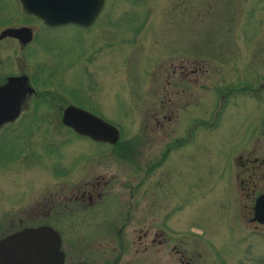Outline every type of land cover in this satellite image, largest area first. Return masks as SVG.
Instances as JSON below:
<instances>
[{"label":"rangeland","instance_id":"rangeland-1","mask_svg":"<svg viewBox=\"0 0 264 264\" xmlns=\"http://www.w3.org/2000/svg\"><path fill=\"white\" fill-rule=\"evenodd\" d=\"M257 2L105 0L92 28L65 25L49 30L29 16L20 24L23 15L16 0H0V31L6 24L19 23L36 34L23 54L16 43L0 44V84L8 74L23 72L46 98L27 100L28 107L37 103L36 110H25L22 120L0 128V239L19 224L21 228L32 224L19 220L29 219L26 214L36 202L55 189L58 182L52 175L59 165L82 172L93 165L90 159L109 151L61 125L66 107L76 106L102 118L122 136L144 130L149 134L147 112L158 108L165 95L162 87L169 81L167 90L178 103L174 113L178 118L167 123V132L183 135L194 116L200 119L195 145L173 156L186 157L196 150V163L186 161L190 168L185 170L186 179L193 181L196 165L202 180L203 196L186 207V236L191 244L197 239L203 248L199 254H187V261L264 264V240L240 236L243 230L236 215L244 202L240 186L234 180L229 185L226 174L227 155L235 159L260 146L264 152V85L252 90L255 78L264 76L260 24L264 0ZM84 66H89V74ZM182 66L184 75L179 74ZM230 82H246L251 89L226 96ZM180 89L184 96L171 93ZM49 102L56 104L54 111ZM44 114L48 120H43ZM232 164L234 175L237 168ZM169 173L173 187L169 197L176 204L173 200L186 181L177 171Z\"/></svg>","mask_w":264,"mask_h":264},{"label":"flooded vegetation","instance_id":"flooded-vegetation-1","mask_svg":"<svg viewBox=\"0 0 264 264\" xmlns=\"http://www.w3.org/2000/svg\"><path fill=\"white\" fill-rule=\"evenodd\" d=\"M16 2L23 15L20 24H25V17L29 16L44 25L38 18L25 14L19 1ZM257 3L261 4L262 0H258ZM101 13L92 25L81 28H92ZM19 23L6 24L0 33L10 28L26 27ZM260 24L264 26L263 21ZM44 27L57 30L62 26ZM31 31L32 42L36 39V34L34 30ZM6 40L18 44L22 54L23 49L30 44L23 45L12 37L1 39L0 44ZM88 67L84 66L87 73ZM181 69L179 74L184 75L185 67L182 66ZM176 72L173 70V77ZM194 72H197V68ZM19 76L25 74L23 72L8 74L0 86L5 84L9 77ZM255 79L256 88L252 90L260 89L264 85V76L263 78L257 76ZM166 83L167 87H162L165 95L158 108L147 112V128H151L149 134L144 130L143 134L120 135L114 144L80 136L105 145L109 151L99 153L90 159L93 165L82 172H73L70 167L59 165L52 175L53 181L58 182L55 189L36 202L33 209L26 214L29 219L25 217L24 220H19L21 224L23 221L32 224L23 228L19 224L18 229L12 234L28 228H51L60 239L59 251L63 258L58 264H189L186 255L199 254L203 248L197 239L191 244L186 236V207L191 205V201L200 200L203 196L201 177L198 179L199 168L196 165L192 168V174L195 176L193 181L187 182L185 173V170L190 169L185 166L186 161L191 164L193 160L195 164L198 152L196 153V150L189 152L186 157L183 153L177 157L173 156L185 146L195 145L198 140L196 132L200 119L194 116L191 125L183 129V135H170L167 132V123L178 118L174 115L178 103L170 97L167 90L170 82ZM29 85L35 92L25 96L21 114L15 122L21 119L25 110L30 108L34 111L36 108L34 103L32 107L26 106L27 100L37 99V91L30 79ZM248 88L246 82L237 84L230 82L224 90L226 96H230L233 91ZM184 92V89L171 91L175 95L183 96ZM257 94L260 95V90ZM55 106L54 103L50 105L52 111L57 108ZM226 162L229 185H232L233 180L238 183L240 201L244 202L242 209L240 211L237 209L236 215L243 230L240 236L243 239L251 236L264 240V223L255 219L256 201L264 195L263 147L241 152L235 159L229 154L226 156ZM232 162L237 168L234 175L231 171ZM170 170L177 171L180 176L182 174L180 180L183 183L186 181L185 186L179 187L177 200H173L177 202L176 204H171L169 197V192L173 188ZM234 196L236 200L237 195ZM171 222L174 225H171Z\"/></svg>","mask_w":264,"mask_h":264},{"label":"water","instance_id":"water-1","mask_svg":"<svg viewBox=\"0 0 264 264\" xmlns=\"http://www.w3.org/2000/svg\"><path fill=\"white\" fill-rule=\"evenodd\" d=\"M24 13L41 20L49 27L75 25L88 27L100 15L105 0H18ZM18 39L23 45L31 42L28 27L6 29L0 40ZM35 91L27 76L9 77L0 86V128L17 120L24 98ZM63 126L79 136L114 144L120 132L102 118L76 106L66 107L61 116ZM255 219L264 223V195L256 201ZM58 234L49 227L28 228L0 240V264H58L62 261Z\"/></svg>","mask_w":264,"mask_h":264},{"label":"trees","instance_id":"trees-1","mask_svg":"<svg viewBox=\"0 0 264 264\" xmlns=\"http://www.w3.org/2000/svg\"><path fill=\"white\" fill-rule=\"evenodd\" d=\"M38 99L41 100V102H44V101L46 100L45 96H41V94L37 92V99H35V100H38ZM49 104L52 105L53 103L49 102ZM35 107L37 108V103L34 102V108H35ZM36 108H35L34 110H36ZM47 116H48V115L44 114L43 119L45 118V120H47V119H48ZM33 118H35V116H34ZM33 118H32V119H33ZM20 120H22V118H21ZM61 125L63 126L62 123H61ZM23 149H24V152H27V151L29 150V148L26 147V146L23 147ZM21 153H22V152H21ZM21 157H23V154H21Z\"/></svg>","mask_w":264,"mask_h":264},{"label":"bare ground","instance_id":"bare-ground-1","mask_svg":"<svg viewBox=\"0 0 264 264\" xmlns=\"http://www.w3.org/2000/svg\"><path fill=\"white\" fill-rule=\"evenodd\" d=\"M225 108V107H224Z\"/></svg>","mask_w":264,"mask_h":264}]
</instances>
